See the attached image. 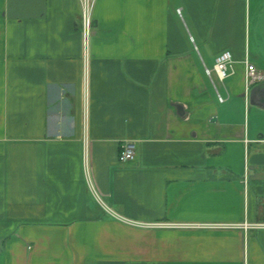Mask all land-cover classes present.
Instances as JSON below:
<instances>
[{"label": "crops", "instance_id": "0c3cea01", "mask_svg": "<svg viewBox=\"0 0 264 264\" xmlns=\"http://www.w3.org/2000/svg\"><path fill=\"white\" fill-rule=\"evenodd\" d=\"M83 17L0 0V264H264V227L241 226L264 224V0Z\"/></svg>", "mask_w": 264, "mask_h": 264}, {"label": "built area", "instance_id": "2783aa9c", "mask_svg": "<svg viewBox=\"0 0 264 264\" xmlns=\"http://www.w3.org/2000/svg\"><path fill=\"white\" fill-rule=\"evenodd\" d=\"M84 1V27L88 32L91 26V20L89 17L90 11L94 4L95 0H83ZM181 13V10H179ZM233 55L230 51H224L216 58V63L213 68L206 66L207 74L213 79L214 73L218 75L221 81H225L228 77H230L233 73L232 65H233ZM247 64V72H246V83L247 86L255 85L259 82L264 81V73L259 71L258 68L246 61ZM219 93V92H218ZM219 99L224 101V98L219 93ZM137 157V143L136 141H126L122 144L119 160L121 163H127L130 161H134ZM206 227H219L218 225H202ZM243 228H250L252 226L256 227H264V224H248L244 223L241 225Z\"/></svg>", "mask_w": 264, "mask_h": 264}, {"label": "rangeland", "instance_id": "374dc122", "mask_svg": "<svg viewBox=\"0 0 264 264\" xmlns=\"http://www.w3.org/2000/svg\"><path fill=\"white\" fill-rule=\"evenodd\" d=\"M213 77L215 78L216 77V74L214 73Z\"/></svg>", "mask_w": 264, "mask_h": 264}]
</instances>
